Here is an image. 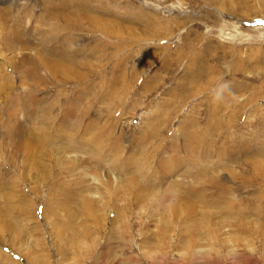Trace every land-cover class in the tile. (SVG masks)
Returning <instances> with one entry per match:
<instances>
[{
	"label": "rangeland",
	"instance_id": "1",
	"mask_svg": "<svg viewBox=\"0 0 264 264\" xmlns=\"http://www.w3.org/2000/svg\"><path fill=\"white\" fill-rule=\"evenodd\" d=\"M0 264H264V0H0Z\"/></svg>",
	"mask_w": 264,
	"mask_h": 264
},
{
	"label": "bare ground",
	"instance_id": "2",
	"mask_svg": "<svg viewBox=\"0 0 264 264\" xmlns=\"http://www.w3.org/2000/svg\"><path fill=\"white\" fill-rule=\"evenodd\" d=\"M61 66V65H60ZM63 69V68H62ZM13 118V117H12ZM31 148H32V146H31ZM57 216V215H56Z\"/></svg>",
	"mask_w": 264,
	"mask_h": 264
}]
</instances>
